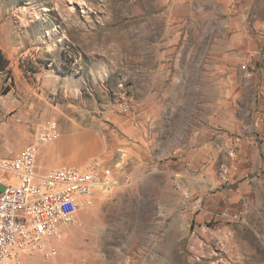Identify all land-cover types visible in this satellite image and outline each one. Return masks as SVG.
Segmentation results:
<instances>
[{
  "label": "rangeland",
  "instance_id": "rangeland-1",
  "mask_svg": "<svg viewBox=\"0 0 264 264\" xmlns=\"http://www.w3.org/2000/svg\"><path fill=\"white\" fill-rule=\"evenodd\" d=\"M0 52V157L119 181L22 264H264V0H0Z\"/></svg>",
  "mask_w": 264,
  "mask_h": 264
},
{
  "label": "built area",
  "instance_id": "built-area-1",
  "mask_svg": "<svg viewBox=\"0 0 264 264\" xmlns=\"http://www.w3.org/2000/svg\"><path fill=\"white\" fill-rule=\"evenodd\" d=\"M59 136L57 123L51 122L40 131L37 144L13 158L0 157V262L22 264L24 255L32 252H42L47 259L56 256L53 242L62 238V226L74 223L81 207L93 205L95 193H110L119 186L111 170L100 175L93 164L40 173L38 144Z\"/></svg>",
  "mask_w": 264,
  "mask_h": 264
},
{
  "label": "crops",
  "instance_id": "crops-1",
  "mask_svg": "<svg viewBox=\"0 0 264 264\" xmlns=\"http://www.w3.org/2000/svg\"><path fill=\"white\" fill-rule=\"evenodd\" d=\"M51 168V166L50 167H46V168H42V169H39V172L40 173H45V171H47L48 169H50ZM96 194L97 193H95L94 194V202H95V200H96ZM101 204L98 202H96L95 203V206H94V208L92 209V210H90L89 211V213H90V215H96L97 213H98V210H99V206H100ZM89 215V216H90ZM66 226H62V231H65L66 230V228H65ZM71 233H73V232H71ZM54 245V244H53ZM36 259V256L35 255H29V256H26V259L25 260H27L28 262H30V263H32L33 262V260H35Z\"/></svg>",
  "mask_w": 264,
  "mask_h": 264
},
{
  "label": "trees",
  "instance_id": "trees-1",
  "mask_svg": "<svg viewBox=\"0 0 264 264\" xmlns=\"http://www.w3.org/2000/svg\"><path fill=\"white\" fill-rule=\"evenodd\" d=\"M7 63L6 61L3 59V56L0 52V72L5 71L4 68L6 67Z\"/></svg>",
  "mask_w": 264,
  "mask_h": 264
}]
</instances>
